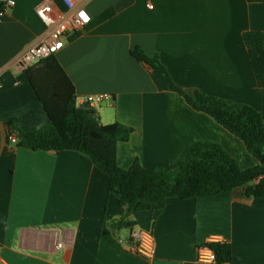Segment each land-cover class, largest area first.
<instances>
[{
    "label": "crops",
    "instance_id": "crops-1",
    "mask_svg": "<svg viewBox=\"0 0 264 264\" xmlns=\"http://www.w3.org/2000/svg\"><path fill=\"white\" fill-rule=\"evenodd\" d=\"M49 1L63 10L59 0H13L0 20V264H207L196 260L206 242L230 244L231 263L224 264H264V195L169 198L158 214L131 212L133 226L113 234L107 225L122 209L107 195L108 176L88 157L10 144L5 152L6 121L21 130L52 124L66 139L70 103L105 94L112 102L97 111L99 123L134 129L116 144L122 169L136 159L146 169L167 166L204 141L218 144L239 169L254 166L241 141L192 110L129 51L139 46L147 57L156 55L187 93L245 103L264 117V88L243 39L247 31L264 32V0H89L92 19L107 7L115 15L21 72L16 57L45 33L34 9ZM254 183L264 185V177ZM131 229L152 234L151 257L117 243Z\"/></svg>",
    "mask_w": 264,
    "mask_h": 264
},
{
    "label": "trees",
    "instance_id": "trees-1",
    "mask_svg": "<svg viewBox=\"0 0 264 264\" xmlns=\"http://www.w3.org/2000/svg\"><path fill=\"white\" fill-rule=\"evenodd\" d=\"M4 10V3L0 0V11ZM114 15L112 7L102 9L93 17L88 27L104 23ZM243 39L256 84L259 88H264V32L247 31L243 34ZM129 54L162 75L168 87L182 97L192 110L212 117L216 124L241 141L257 164L241 170L237 161L218 144L204 141L193 143L185 155L167 166L146 169L136 159L128 168L122 169L115 162L116 144L125 143L134 129L117 121L100 124L94 106L82 108L74 100L63 120L66 139L61 137L52 124L21 130L6 121L8 133L5 152L9 145L8 135L14 133L17 138L13 145L15 148L33 152L50 151L53 154L73 150L88 157L97 169L108 176L107 195H112L122 209L121 217L107 225L113 234L133 226V222L129 220L131 212L154 208L158 214L169 198L213 197L221 192L236 190H240L245 198L264 195V185L254 183L257 178L264 177V117L258 109L199 92L187 93L171 81L167 69L156 55L147 57L139 46L132 48ZM206 244L213 251L216 263H231L230 244Z\"/></svg>",
    "mask_w": 264,
    "mask_h": 264
},
{
    "label": "built area",
    "instance_id": "built-area-1",
    "mask_svg": "<svg viewBox=\"0 0 264 264\" xmlns=\"http://www.w3.org/2000/svg\"><path fill=\"white\" fill-rule=\"evenodd\" d=\"M2 1L5 9L13 4V0ZM87 1L89 0H59L63 10L52 1L35 7L36 17L44 25L45 33L35 43L21 50L16 57L15 64L21 72H24L33 63L58 52L69 39L85 30L92 20L86 9ZM4 11H0V20ZM18 84L19 81L14 83V85ZM111 102V97L105 94L88 95L81 100V103H88L91 106H102V104L109 106ZM8 142L10 145L17 142L14 133L8 135ZM116 240L118 244L139 256L149 258L153 255L154 238L149 231L131 229L126 239L118 238ZM196 260L207 264L215 262L214 253L206 243L197 248Z\"/></svg>",
    "mask_w": 264,
    "mask_h": 264
},
{
    "label": "rangeland",
    "instance_id": "rangeland-1",
    "mask_svg": "<svg viewBox=\"0 0 264 264\" xmlns=\"http://www.w3.org/2000/svg\"><path fill=\"white\" fill-rule=\"evenodd\" d=\"M94 107H95V109H96L97 111H99L101 108H104L103 106H100V105H94ZM106 109H108V108H106ZM108 110H109V109H108ZM58 128H59L60 132H62V133L64 134V136H65L66 133H65L64 129H63L61 126L58 127ZM122 232H125V229H123Z\"/></svg>",
    "mask_w": 264,
    "mask_h": 264
},
{
    "label": "water",
    "instance_id": "water-1",
    "mask_svg": "<svg viewBox=\"0 0 264 264\" xmlns=\"http://www.w3.org/2000/svg\"><path fill=\"white\" fill-rule=\"evenodd\" d=\"M80 106L82 108H89V107H91V105H89L88 103H82Z\"/></svg>",
    "mask_w": 264,
    "mask_h": 264
}]
</instances>
